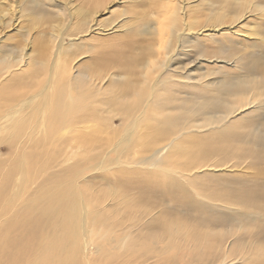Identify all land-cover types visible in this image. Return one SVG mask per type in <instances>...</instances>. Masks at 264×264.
<instances>
[{"label":"bare ground","instance_id":"6f19581e","mask_svg":"<svg viewBox=\"0 0 264 264\" xmlns=\"http://www.w3.org/2000/svg\"><path fill=\"white\" fill-rule=\"evenodd\" d=\"M207 1L136 14L125 0H46L32 22L49 32L10 50L0 38V264H264V113L245 115L264 112V54L216 83L193 72L233 57L222 49L198 42L181 61L184 37L237 35L264 0ZM113 8L128 15L115 26ZM15 13L1 36L22 30ZM243 165L256 174L235 175Z\"/></svg>","mask_w":264,"mask_h":264},{"label":"rangeland","instance_id":"374dc122","mask_svg":"<svg viewBox=\"0 0 264 264\" xmlns=\"http://www.w3.org/2000/svg\"><path fill=\"white\" fill-rule=\"evenodd\" d=\"M70 1H72V2L67 6V8H73L74 9L77 5L81 4L80 1H84V0H70ZM125 1L128 2L127 4H125V7L129 8V9L131 8V6L134 5L132 12H134L136 14L149 9L152 2H157V0H125ZM193 1L194 2L198 1V3H202V6L204 8L205 7L210 8V6H211V4L208 1H207L208 3L204 2V0H193ZM37 4L39 6L42 5V7L47 8V6H45V5H47L46 0H45V2H44V0H0V16H3L2 15L3 13H8L7 17H9L10 16L9 11H10V13L16 12L15 16L13 18L17 19L19 22L17 21L18 23L15 24L16 25L15 27H17V25H19V23H20V26L17 29H22L20 31V33H16V31H14L13 28H11V27H8L3 31V36L0 35V38L5 40L3 50H10V49H12L18 45H21L22 42L24 41V38L28 37L29 32H30V40L33 37L35 38L38 35L39 31L42 32L44 30L43 32H45V33L49 32L48 28L40 29L32 22V11L38 9ZM222 5H224V2H222ZM34 6H36L37 8H33ZM86 6H88L87 3H86ZM242 7L243 6H239V9H241ZM121 8H124V5ZM115 10H117V11H115ZM20 11L23 12L22 14L25 17L21 16ZM111 11H113V14L106 16L107 19L110 20L109 25L114 24V26H115L119 22L123 21L125 18L128 17V15L123 16V13H120V9L113 8V9H111ZM201 11H202V8H201ZM202 12H204L203 14H209L208 11H202ZM37 13H38V10L36 11V14ZM190 13H191V11H189L187 14H190ZM194 15L197 16L198 13L194 14ZM201 20H202L203 25L200 24L199 26L202 25L204 27L205 21H203V20H206V17L204 16V19L202 18ZM179 27H180V30H183L186 28V16L185 15L181 18ZM250 27H254V28H250ZM200 29H202V27H199V28L197 27L196 31H198ZM205 29H202V31H200V33H202ZM251 29H253L255 31H253ZM234 30L236 32H238L237 35L236 34H234V35L229 34L227 31H222L221 32L222 34L226 33V35H227L226 38H224L222 36V34L220 33V34L215 35L216 40H212V39L204 36V35H206V32L204 33V35H202L203 37L202 36H200V37L195 36L196 33L194 35L192 33L190 36L184 37L183 38L184 45L185 46L189 45V46H193V47H191L190 50L187 51L189 53V55L186 56V58H184V59H183V57L181 58V61H183V66L185 64H188V62L191 64V62L194 61L198 57L196 55L198 52L197 51L198 50L197 49V43L201 42L200 45L203 46L204 48H207V47L211 48V49L216 48V49H220V52L222 49L224 54H227L230 57L231 56H233V57L224 58L217 52V54H214V56L217 55V57L212 56L213 59L208 58V59L214 60L213 63L201 62L198 67H195L196 71L193 72L195 76L198 77L200 73H206L210 69L211 71L213 70L215 73L213 75H211L210 77H208L206 80H208V82H213V80H214V82L216 83V82L220 81L221 77H223L225 75V73L229 72V73H233L234 75L240 74V73L242 74V72L235 69V66H234V64L236 63L235 60H237L238 57L241 56V54H246V53H251V52H260L259 55L264 54V38H263L264 37V14H260L258 12L248 14L245 18L241 19L238 23L235 24ZM246 31H248V32L250 31V32L248 33ZM256 31L258 32V34ZM241 34H243V35H241ZM252 34L253 35L256 34V35L253 36ZM8 35H12L14 37L11 40H9ZM258 35H259V37L257 38L256 36H258ZM261 35H262V38H260ZM251 36L254 38L251 39ZM205 37L208 39H206ZM244 37H247V38H244ZM203 39H206V40H203ZM196 40H199V41L196 42ZM1 41L2 40H0V42ZM211 41H213V42H211ZM194 44H195V46H194ZM194 50H195V52H194ZM232 52H233V54H232ZM228 53H230V54H228ZM190 54H191V56H190ZM219 55L221 57H219ZM190 57H192V58H190ZM204 58H207V57H204ZM204 58L202 57L200 59L203 60ZM217 59L222 60V62H217V61L215 62V60H217ZM1 65H2V63H1ZM188 66L190 67L191 65H188ZM215 68H216V70H214ZM263 113L264 112H257L255 110L251 109L249 112L246 111L245 115H247V116L250 115V116H248V118H247V116H245V118H247V119L252 118L253 119V118H255V116L257 117L259 115H263ZM1 153H2L1 156L4 157L5 159L9 158V156H10V152H8V150H6V147H4V146L1 147ZM112 156L115 157L114 155H112ZM255 174H256V170H253V169L248 170V169L244 168V165L242 167H240L239 169H237V172H235V175L240 176V177H250V176H253ZM2 200H6V199H2ZM6 205L7 204L5 201L1 202L0 203V209L5 208ZM135 262H136V260L130 258L129 260H127L123 264H134Z\"/></svg>","mask_w":264,"mask_h":264}]
</instances>
